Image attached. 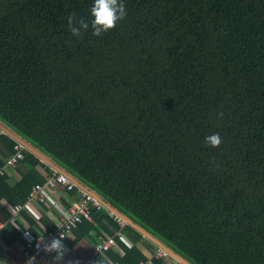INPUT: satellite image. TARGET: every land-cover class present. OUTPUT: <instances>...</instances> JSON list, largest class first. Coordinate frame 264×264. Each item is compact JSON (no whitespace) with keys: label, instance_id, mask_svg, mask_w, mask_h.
I'll return each instance as SVG.
<instances>
[{"label":"trees","instance_id":"1","mask_svg":"<svg viewBox=\"0 0 264 264\" xmlns=\"http://www.w3.org/2000/svg\"><path fill=\"white\" fill-rule=\"evenodd\" d=\"M122 2L78 38L67 18L91 24L94 0H0V122L190 264H264V0ZM18 165L12 206L51 173ZM92 217L78 238L121 233L99 264L148 261L138 231Z\"/></svg>","mask_w":264,"mask_h":264},{"label":"crops","instance_id":"2","mask_svg":"<svg viewBox=\"0 0 264 264\" xmlns=\"http://www.w3.org/2000/svg\"><path fill=\"white\" fill-rule=\"evenodd\" d=\"M3 135L8 136L7 134H5V132H3V130L0 129V136ZM17 144L19 143L16 142V145ZM24 150L25 152H28L25 148ZM12 153L13 152L9 153L5 146L0 143V162H2V166H0V171L3 169V172L0 173V176L5 175L6 177H8L11 184H16L21 179V174L24 170H22V168L18 165V162L14 165V167L5 169L6 159ZM38 160L43 164L47 165L40 159ZM47 166L51 170L50 174L56 172L49 165ZM39 169L45 178L47 175H49L46 172H43L41 168ZM45 191L47 199L44 204H38L34 202L29 203L27 202V198L24 203L17 204L22 205L23 207L18 212V215L15 217L14 221L11 220V208L13 206L9 204L5 199H0V264H22L24 262V256L22 252L24 243L28 240L35 239L39 234L43 232L54 230L57 224H59L64 219V217L67 216L71 202L77 196L76 194L70 193L69 191L62 189V187L60 186H56L54 188H46ZM105 210L107 209L105 208ZM88 223L93 224L94 219L93 222ZM26 233L28 234L27 236ZM114 236L115 233L114 235H112V237ZM99 237L101 238V236H97L95 235V233L90 232L86 236L78 238L76 233L73 232L68 238L63 240V243L67 246L70 251L66 254L64 260L61 261V264H68L69 261L77 262V264H89V261L92 258L96 261L94 264H99V255L95 254V247ZM154 246L155 245L146 238L140 240V242L137 243V248L142 252L144 256H146L148 260L151 258V256L157 249H160ZM112 249L120 255L123 254V252L116 243L115 246L110 248L109 250ZM157 259H162L166 264L177 263L171 256H169V254L168 258L166 259ZM50 261V255L45 254L38 260L37 264H50Z\"/></svg>","mask_w":264,"mask_h":264},{"label":"built area","instance_id":"3","mask_svg":"<svg viewBox=\"0 0 264 264\" xmlns=\"http://www.w3.org/2000/svg\"><path fill=\"white\" fill-rule=\"evenodd\" d=\"M25 150L22 145H15L13 153L6 159L5 169L14 167V165L24 158ZM3 172V169L0 173ZM56 186L62 187V189L66 191H71L74 187H76L67 176L53 172L49 174L45 178V182L42 185L36 184L34 185L27 197V202L29 203H38L44 204L47 199L46 195V188H54ZM77 196L71 202V205L68 210V214L64 219L57 224V226L52 231L43 232L39 234L35 239L28 240L24 243L22 248L24 262L22 264H28V261L31 257H35V260L32 264H37L38 260L45 255L43 251L37 250V243L41 241V238L44 242L49 241L52 237L58 236L62 234L65 240L68 238L80 224L83 222H93L92 218V210H105L104 206L92 195L88 194L87 192L83 191L82 189L78 188ZM22 205H15L11 208V220L14 221L15 217L18 215V212L21 210ZM108 214L116 221L119 225H123L122 220L108 211ZM115 236H121L120 232H116ZM115 246V239L114 237L108 238H98V242L95 247V254L102 255L110 248ZM157 258H168V254L163 251L162 249H157L151 258L144 264H153L152 259ZM96 261L95 259H91L89 264H94Z\"/></svg>","mask_w":264,"mask_h":264},{"label":"clouds","instance_id":"4","mask_svg":"<svg viewBox=\"0 0 264 264\" xmlns=\"http://www.w3.org/2000/svg\"><path fill=\"white\" fill-rule=\"evenodd\" d=\"M90 15L92 17L91 24L83 17L78 18L74 12L68 16V25L73 36L82 37L84 31L88 30L89 27L92 29L93 36H101L104 32L113 29L118 21L125 18L126 9L122 0H94ZM218 115L222 117L223 113H218ZM205 143L212 147H218L222 143V139L219 133H215L207 136ZM63 239L62 234L52 237L47 242L41 238V241L36 245L37 250L50 255V264H61V261L70 251L63 243ZM34 260L35 257H31L28 264H32ZM68 264H77V262L69 261Z\"/></svg>","mask_w":264,"mask_h":264},{"label":"water","instance_id":"5","mask_svg":"<svg viewBox=\"0 0 264 264\" xmlns=\"http://www.w3.org/2000/svg\"><path fill=\"white\" fill-rule=\"evenodd\" d=\"M0 129L5 132L9 137H11L15 142L22 145L28 152L35 155L38 159L49 165L53 170L56 172L63 174L67 176L78 188L82 189L83 191L87 192L88 194L92 195L94 198H96L107 210H109L112 214L120 218L124 224L131 226L136 231H138L144 238L152 242L156 247L162 249L166 253L169 254L177 263L179 264H190L187 260L182 258L180 255L176 254L173 250L168 248L166 245L161 243L158 239H156L154 236H152L150 233L145 231L140 226L134 224L132 220H130L127 216L120 213L117 209L113 208L110 204L103 201V199L96 194L94 191L89 190L86 186L82 185L75 177L68 174L66 171L61 169L59 166L55 165L49 158H47L43 153H41L39 150H37L34 146L29 144L26 140H24L22 137L14 133L12 130L8 129L6 126H4L2 123H0Z\"/></svg>","mask_w":264,"mask_h":264}]
</instances>
